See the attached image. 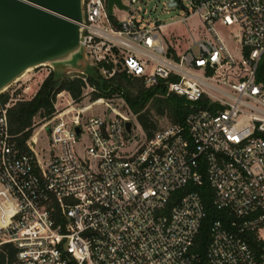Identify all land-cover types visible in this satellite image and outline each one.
I'll list each match as a JSON object with an SVG mask.
<instances>
[{"label": "built area", "instance_id": "built-area-1", "mask_svg": "<svg viewBox=\"0 0 264 264\" xmlns=\"http://www.w3.org/2000/svg\"><path fill=\"white\" fill-rule=\"evenodd\" d=\"M121 1L129 10L115 6L110 16L108 0H83L90 67L105 78L125 72L147 88L163 82L192 111L142 138L136 116L109 108L87 117L91 109L72 110L71 96L60 109L63 92L38 128L48 137L40 155L36 117L22 148L9 110L37 95L25 98L30 74L46 70L44 82L55 69L19 79L0 94V250L13 246L15 264H264V0H186L183 21L198 17L202 32L181 52L180 37L163 36L166 24L139 20L141 0ZM167 3L185 9L181 0ZM218 25L230 29L233 50ZM205 182L228 220L213 223L203 257L204 202L179 192Z\"/></svg>", "mask_w": 264, "mask_h": 264}, {"label": "water", "instance_id": "water-1", "mask_svg": "<svg viewBox=\"0 0 264 264\" xmlns=\"http://www.w3.org/2000/svg\"><path fill=\"white\" fill-rule=\"evenodd\" d=\"M115 6L129 10L121 0H108L110 16ZM83 22V0H0V94L43 66L87 75L79 69L82 62L90 66ZM132 125L125 123L130 135Z\"/></svg>", "mask_w": 264, "mask_h": 264}, {"label": "trees", "instance_id": "trees-1", "mask_svg": "<svg viewBox=\"0 0 264 264\" xmlns=\"http://www.w3.org/2000/svg\"><path fill=\"white\" fill-rule=\"evenodd\" d=\"M96 76L87 75V83L81 77L58 78L56 72L52 73L43 83L37 95L30 101L16 103L9 110V121L13 135L19 136V145L26 148V141L32 136L34 118H47L54 112V101L58 94L67 92L77 102L83 95V89L87 84L94 88L92 102L99 99H113L116 96L123 98L132 113L137 118V123L147 136L151 138L158 131V124L149 111H145L151 103L158 116L168 115L174 123L183 122L192 111L193 103L185 97L170 94L167 95V87L160 82L156 87L147 88L142 80L129 77L125 72L117 73L112 78H105L98 69ZM190 191L198 192L204 202L207 218L198 237L202 256H205V246L210 239V229L217 220L228 218L213 205V192L207 182L202 186L189 184L179 194ZM17 250L7 245L0 250V264H15Z\"/></svg>", "mask_w": 264, "mask_h": 264}, {"label": "rangeland", "instance_id": "rangeland-1", "mask_svg": "<svg viewBox=\"0 0 264 264\" xmlns=\"http://www.w3.org/2000/svg\"><path fill=\"white\" fill-rule=\"evenodd\" d=\"M185 6V9L183 8H169L167 0H141L137 4L134 5V10L136 11V16L139 18L140 21H144L145 27L146 28H152L157 21H160L162 24H166L167 27L163 31V36L166 38L167 41L174 42L173 39L174 37H180L181 40V49L180 52L185 50L190 43L193 41V38L199 39L201 37V24L199 21V18L194 16L192 17L187 23H185L183 20L185 19L186 16H188V13H191L190 7L188 6L186 0H181ZM118 17L123 18L126 16V13L123 12H117ZM217 30L224 36L226 37L228 41V46L230 49L233 50L234 45L228 38V33L230 31L229 28L223 27V26H217ZM80 70H84L87 75H93L96 76V69L88 66L87 64L85 65L84 62L79 66ZM46 73V70H40L39 72H33L30 74V77H36L33 79L31 83L28 84V89L25 94V98L28 99L31 94L41 88L43 85V82L39 77L40 75H44ZM81 74L79 72L71 71L67 72L64 70H58L56 71V76L58 78H75L80 76ZM43 82V83H42ZM95 89L86 86L83 89V95L80 101H77L73 104L72 110L74 108L80 107V106H85L89 104H94L95 102L99 100H104V104L100 105H95L88 113L87 117H91L93 115H100L104 116L109 112V108H113L117 110L119 113L122 115L129 117L131 119H134V114L132 113L130 107L126 103V101L121 98L116 96L113 99H99L95 102H92V93ZM63 93V92H62ZM66 94L64 95V100L61 104H59V108L63 109L66 107L67 103L71 100L69 98L70 94L65 92ZM69 94V95H68ZM72 98V97H71ZM58 99V97H57ZM74 100V99H72ZM145 111H149L150 114L153 116L154 120L158 124V130L164 129L168 126H171L172 124H175L173 120L166 114L163 116H158L155 109L151 105V103L147 106ZM74 118V114L71 113L69 116L66 117V119L70 122ZM36 123H39L38 128H40L44 123L45 119L40 118L37 116L35 118ZM134 123L136 126V129L139 132V135L143 138L144 137V132L141 130L139 124L137 123V119H134ZM38 134V146H37V152L41 155V147H44L47 145L48 142V137L45 132H41V129H38L36 132ZM5 203V200L3 198V195H0V205H3ZM6 211V209H5ZM0 212V216H1ZM2 217V216H1ZM261 236L264 238V231H262Z\"/></svg>", "mask_w": 264, "mask_h": 264}, {"label": "bare ground", "instance_id": "bare-ground-1", "mask_svg": "<svg viewBox=\"0 0 264 264\" xmlns=\"http://www.w3.org/2000/svg\"><path fill=\"white\" fill-rule=\"evenodd\" d=\"M29 73V72H28ZM27 74H25V76H26ZM25 76H23V77H25ZM105 102H104V100H99V101H97V102H95L94 104H89V105H86L87 107H89V109H92L95 105H100V104H104ZM42 130V129H41ZM37 133H36V135L34 136V140L36 141L37 140Z\"/></svg>", "mask_w": 264, "mask_h": 264}]
</instances>
